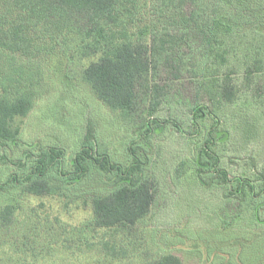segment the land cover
<instances>
[{
	"label": "trees",
	"instance_id": "trees-1",
	"mask_svg": "<svg viewBox=\"0 0 264 264\" xmlns=\"http://www.w3.org/2000/svg\"><path fill=\"white\" fill-rule=\"evenodd\" d=\"M263 23L264 0H0V172L8 174L0 177V246L22 242L36 227L35 219L19 214L34 211L21 207L22 196L86 195L92 219L80 235L86 227L133 230L157 202L152 142L172 130L196 151L176 168L180 176L204 177L202 185L219 188L230 209H242L239 232L264 233V166L254 162L228 179L217 151L229 141L222 127L227 111L242 96L245 107L256 104L264 116ZM52 62L63 66L62 85L69 88L77 72L104 113L126 127L127 163H113L112 141L91 119L84 122L82 110L84 137L76 153L23 139L18 120L49 92ZM165 108L171 111L166 119L158 116ZM183 112L186 126L178 122ZM95 176L102 186L93 185ZM155 249L160 256L158 246L139 248L137 264H184L164 252L152 260Z\"/></svg>",
	"mask_w": 264,
	"mask_h": 264
},
{
	"label": "rangeland",
	"instance_id": "rangeland-1",
	"mask_svg": "<svg viewBox=\"0 0 264 264\" xmlns=\"http://www.w3.org/2000/svg\"><path fill=\"white\" fill-rule=\"evenodd\" d=\"M248 36L253 39L254 34ZM60 68L63 69V66L51 63L47 69L50 74L47 79L49 92L34 107L33 114L18 120L24 128L23 139H38L44 145L62 146L67 153H76L82 147L84 137L79 113L82 110L84 122L88 118V123L92 121L100 129L103 128L102 137L107 138L108 143L112 141L113 149H107V152L113 163H127L126 127L116 124L110 114L104 113V108L81 84L77 72H71L75 80L69 88L62 85L60 77L64 71ZM244 101L247 98L242 96L237 105L229 107V116L222 123L230 137L217 151L222 162L219 168L223 167L231 174L228 179L242 175L254 162L259 167L264 166V116L257 113L256 104L245 107ZM170 113V109L165 108L158 116L166 119ZM185 114H181L179 124L186 122ZM85 126L82 128L85 129ZM152 144L157 150L155 163L152 164L157 174L153 173L151 183L157 184L158 196L143 223L133 230L115 227L92 231L86 227L80 235L78 230L92 219L91 201L86 195L70 198L22 196L21 207L34 211L29 212L31 216L26 212L19 214L35 219L31 223L36 229L29 227L30 236L20 243L18 239L4 241L0 246V264H137L141 253L139 248L148 250L157 246L161 248V255L171 253L186 264H198L194 256L197 251H192L198 244L208 264H264V233L250 227L244 233L237 228L240 222L238 213L242 209H230L219 188L202 185L204 177L199 179L185 173V168V176H180V170H176L180 163L195 158L194 144L175 130L155 136ZM3 173L2 169L0 177L6 180L8 174ZM91 182L97 187L103 185L97 184V176ZM0 202L3 203V200ZM147 229V236H144L142 232ZM151 231L154 240L148 235ZM131 233H135V238ZM133 241L141 243L136 246ZM180 245L192 252L182 251ZM228 245L232 251L230 256L225 251ZM156 250L150 254L152 260L161 256H155Z\"/></svg>",
	"mask_w": 264,
	"mask_h": 264
},
{
	"label": "crops",
	"instance_id": "crops-1",
	"mask_svg": "<svg viewBox=\"0 0 264 264\" xmlns=\"http://www.w3.org/2000/svg\"><path fill=\"white\" fill-rule=\"evenodd\" d=\"M181 246V245H180ZM179 246V247H180ZM180 249H182V251H185V249L186 250H188V251H191L189 248H187V247H184V246H181L180 247ZM197 251V253H195L194 252V256H196V258H197V261H198V264H208V262H207V260H206V257H204V254H202L203 252H202V249H201V247H200V245L198 244V245H196V246H194L193 248H192V251ZM191 251V252H192ZM205 262V263H204ZM184 264H186L185 262H183Z\"/></svg>",
	"mask_w": 264,
	"mask_h": 264
}]
</instances>
